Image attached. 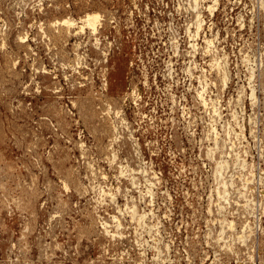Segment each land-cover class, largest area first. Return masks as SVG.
<instances>
[{"label":"rangeland","instance_id":"374dc122","mask_svg":"<svg viewBox=\"0 0 264 264\" xmlns=\"http://www.w3.org/2000/svg\"><path fill=\"white\" fill-rule=\"evenodd\" d=\"M0 264H264V0H0Z\"/></svg>","mask_w":264,"mask_h":264},{"label":"bare ground","instance_id":"6f19581e","mask_svg":"<svg viewBox=\"0 0 264 264\" xmlns=\"http://www.w3.org/2000/svg\"><path fill=\"white\" fill-rule=\"evenodd\" d=\"M99 18L98 13H89L85 18L84 22L92 28L93 31L98 29L97 20ZM222 71V70H221Z\"/></svg>","mask_w":264,"mask_h":264}]
</instances>
